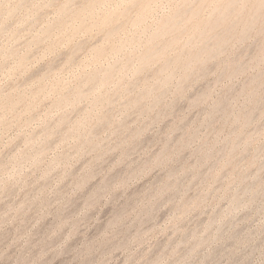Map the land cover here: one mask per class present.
Instances as JSON below:
<instances>
[{
    "label": "rangeland",
    "instance_id": "1",
    "mask_svg": "<svg viewBox=\"0 0 264 264\" xmlns=\"http://www.w3.org/2000/svg\"><path fill=\"white\" fill-rule=\"evenodd\" d=\"M230 1L0 0V264H264V0Z\"/></svg>",
    "mask_w": 264,
    "mask_h": 264
},
{
    "label": "bare ground",
    "instance_id": "2",
    "mask_svg": "<svg viewBox=\"0 0 264 264\" xmlns=\"http://www.w3.org/2000/svg\"><path fill=\"white\" fill-rule=\"evenodd\" d=\"M232 1V0H231ZM230 1V2H231ZM232 3V2H231ZM229 4V3H228ZM234 5H232V7H233ZM230 7V6H229ZM234 8V7H233ZM227 10V9H226ZM230 10V9H229ZM180 13V12H179ZM177 15V14H176ZM182 15V14H181ZM178 16V15H177ZM174 17V16H173ZM223 16H221V18H222ZM175 22V21H174ZM169 26V25H168ZM174 27V26H173ZM168 30V29H167ZM162 32V31H161ZM111 34V33H110ZM156 36V35H155ZM154 48V47H153ZM217 49V48H216ZM155 51V50H154ZM148 53V52H147ZM147 53H146V55H147ZM157 53V52H156ZM151 56V55H150ZM148 58H149V56H148ZM151 60V59H150ZM143 63V62H142ZM167 76V75H166Z\"/></svg>",
    "mask_w": 264,
    "mask_h": 264
}]
</instances>
